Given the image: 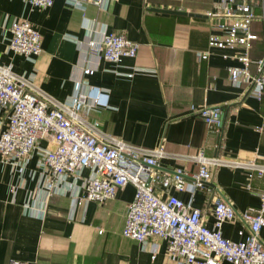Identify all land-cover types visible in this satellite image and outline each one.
Instances as JSON below:
<instances>
[{"label":"crops","instance_id":"crops-1","mask_svg":"<svg viewBox=\"0 0 264 264\" xmlns=\"http://www.w3.org/2000/svg\"><path fill=\"white\" fill-rule=\"evenodd\" d=\"M217 1L107 0L104 6L89 2L81 9L67 0H53L48 7L0 0V62L10 63L17 75L33 72L35 87L57 101L102 88L107 104L90 110L86 122L98 121L102 136L148 148L162 145L161 169L173 172L181 167L189 181L199 169L193 155L201 149L226 160L264 161V96L259 99L230 79L229 67L241 64L234 56L241 48L211 47L208 42L216 29L207 13ZM16 17L28 19L41 34V51L33 59L8 45L9 26ZM100 28L138 41V54L124 56L120 65L98 58L88 50L87 40L99 36ZM252 29L260 37L250 50L256 60L264 56V25L254 21ZM206 50L209 55L201 56ZM85 66L93 70L86 73ZM251 69L256 70V62ZM192 104L221 106L220 130L212 129ZM5 123L6 112L0 106V126ZM39 143L53 145L45 138ZM36 161L32 153L19 172L0 156V264L11 259L24 264H185L183 258L169 254L166 239L142 244L123 234L133 184L103 202L77 201L71 215L70 190L45 198L38 189ZM87 173L83 169V176ZM263 188L264 177L223 163L212 166V178L204 188L192 192L171 187L161 193L191 202L212 225L217 198H228L242 212L260 205ZM222 230L234 240H243L250 232L240 216L225 222ZM260 236L264 239V229Z\"/></svg>","mask_w":264,"mask_h":264},{"label":"built area","instance_id":"built-area-1","mask_svg":"<svg viewBox=\"0 0 264 264\" xmlns=\"http://www.w3.org/2000/svg\"><path fill=\"white\" fill-rule=\"evenodd\" d=\"M32 6L48 7L53 0H26ZM71 5L84 9L87 3L104 6L107 0H67ZM260 8V11H257ZM207 15L211 27L216 29L209 36V45L220 48H241L234 56L240 65L229 67V76L236 86H245L261 99L264 96V56L253 59L250 50L255 39L260 38L252 29L254 21L264 25V0H218ZM7 36L9 47L28 58H35L41 51V34L26 18H13ZM88 50L98 58L120 65L124 56L135 57L140 43L123 33L99 29V36L87 40ZM206 50L201 56L207 57ZM228 56V54H225ZM256 62V70L251 64ZM138 69V68H136ZM88 73L90 66L83 68ZM34 73L17 75L11 64L0 62V106L6 112L5 126H0V156L3 162L14 164L19 172L32 153H36L39 168L38 189L47 198L51 194L71 191L73 204L77 201L103 202L114 198L120 188L131 183L135 187L133 200L128 205L123 234L142 244L152 239H166L167 250L172 256L183 258L185 264H219L228 260L232 264H264V188L260 191L261 203L238 212L226 197L214 203V222L209 225L203 211L185 202L175 194L162 195L171 187L178 191L204 188L212 178V166L223 163L243 166L264 177V161L226 160L221 156L206 155L199 150L193 159L199 162L194 180L185 178L184 170L163 171L161 158L165 155L162 145L148 148L128 143L115 136H102L98 121L86 122L90 110L106 105L107 92L94 87L88 94L75 93L57 101L35 87ZM191 109L212 129L220 130L223 108L218 105ZM256 128L262 129L261 125ZM40 138L52 142L51 147L39 143ZM83 169L88 173L83 176ZM163 186V189L158 187ZM251 188V185H248ZM26 207L31 205L26 202ZM70 215V216H71ZM240 216L250 232L243 240H234L223 234L225 222ZM103 230L100 229V232ZM240 233L243 230L239 231ZM156 254L157 244L153 243ZM9 264H24L11 259Z\"/></svg>","mask_w":264,"mask_h":264},{"label":"water","instance_id":"water-1","mask_svg":"<svg viewBox=\"0 0 264 264\" xmlns=\"http://www.w3.org/2000/svg\"><path fill=\"white\" fill-rule=\"evenodd\" d=\"M156 9H159V8H156ZM159 10H160V9H159ZM161 10L172 11V10H169V9H163V8H161ZM181 13H185V12L181 11Z\"/></svg>","mask_w":264,"mask_h":264}]
</instances>
